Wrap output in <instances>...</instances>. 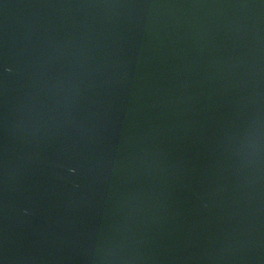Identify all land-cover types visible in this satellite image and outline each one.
<instances>
[{"label": "water", "instance_id": "obj_1", "mask_svg": "<svg viewBox=\"0 0 264 264\" xmlns=\"http://www.w3.org/2000/svg\"><path fill=\"white\" fill-rule=\"evenodd\" d=\"M0 164L264 264V0H0Z\"/></svg>", "mask_w": 264, "mask_h": 264}]
</instances>
